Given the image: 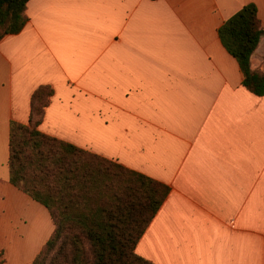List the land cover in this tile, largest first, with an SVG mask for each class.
<instances>
[{"label":"crops","instance_id":"1","mask_svg":"<svg viewBox=\"0 0 264 264\" xmlns=\"http://www.w3.org/2000/svg\"><path fill=\"white\" fill-rule=\"evenodd\" d=\"M264 0H28L0 38V264H32L47 208L8 179L9 122L38 129L165 183L135 245L154 264H264V94L241 83L217 29ZM264 69V34L250 57Z\"/></svg>","mask_w":264,"mask_h":264},{"label":"trees","instance_id":"2","mask_svg":"<svg viewBox=\"0 0 264 264\" xmlns=\"http://www.w3.org/2000/svg\"><path fill=\"white\" fill-rule=\"evenodd\" d=\"M28 0H0V38L17 33ZM221 44L242 73V85L264 94V69L250 57L264 29L253 2L242 5L217 29ZM52 88L37 86L26 123L9 122L8 179L44 205L53 230L32 264H154L135 245L163 202L169 187L38 129Z\"/></svg>","mask_w":264,"mask_h":264}]
</instances>
